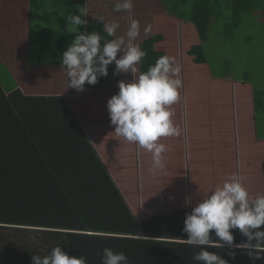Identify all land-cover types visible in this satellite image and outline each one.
I'll use <instances>...</instances> for the list:
<instances>
[{"label":"trees","instance_id":"trees-1","mask_svg":"<svg viewBox=\"0 0 264 264\" xmlns=\"http://www.w3.org/2000/svg\"><path fill=\"white\" fill-rule=\"evenodd\" d=\"M158 1L166 15L193 25L198 44L192 45L187 55L199 65H208L204 45L213 21L227 15L230 28L226 27L221 35L229 39V30L253 13L258 12L264 20V0ZM52 2L43 3L45 18ZM87 3L88 0H60L63 52L75 38L76 28L68 25L65 18L79 15L81 6L87 11ZM32 9L30 15L39 13L36 7ZM84 19L87 21V16ZM78 31L86 32V25ZM40 36H46V32ZM28 39L32 51L40 53L41 46L34 38ZM162 41L163 35L157 34L139 44L147 55L138 64V73L166 55L155 48ZM30 62L34 59L30 58ZM2 70L0 264H32L33 255H46L57 245L70 257H86L87 264H101L98 253L104 248L125 253L128 264H195L191 257L198 249L181 240L187 238L182 227L191 208L138 221L67 100L62 96H26L13 87V81ZM94 86L85 84L84 91L90 93ZM251 89L255 113L262 93ZM261 177L264 193V161ZM230 231L234 245L246 240L239 230ZM207 250L217 252L228 264H264V260L252 261L245 251L227 245Z\"/></svg>","mask_w":264,"mask_h":264},{"label":"rangeland","instance_id":"rangeland-1","mask_svg":"<svg viewBox=\"0 0 264 264\" xmlns=\"http://www.w3.org/2000/svg\"><path fill=\"white\" fill-rule=\"evenodd\" d=\"M21 0V5H17L15 9L14 18V29L17 31L19 42L21 45H26V38H34L36 44L42 43L40 35H43L46 30L47 34L59 43L61 37V20H60V0H53L52 8H50L49 16L47 21L44 17V8L43 3L45 0ZM117 0H88L87 3V24L86 32L91 33L92 31L99 32L103 37L101 44L105 41L115 39L117 37L125 36V33L128 29L130 19H135L140 22V35L137 37L135 43L140 44L143 40L157 34L163 35V41L158 43L155 48L157 50L164 51L167 56L175 58V60L181 66V72L179 78L182 81V87L179 89L180 100L170 106V110L173 112L171 117L173 124L178 126L181 129L179 136L171 137H162L160 141L166 145L168 149L164 156H172L177 159L182 157L186 159V153L188 154L189 149L186 148L190 145V136L191 134L186 131V121L183 118L187 117H196L202 116V119H197V121L205 120L206 125L204 128L197 133L198 141L201 146H204L207 143L208 149L213 151L220 148H226L229 150L230 159H234L235 152L237 153L238 160L240 159L243 162V158H240L244 152V156L249 158L252 156V153L247 151V139L243 135L244 123H248L249 126L255 128V139L261 144L256 146L253 151L259 152L264 157V20L259 18V13L255 12L247 18H244L241 21V24L235 28L230 29L229 39H225L221 33L226 30V27L230 28V22L227 21V15H223L220 21H213L210 26L209 39L208 42L204 45V50L208 59V65H204L203 69L206 71L208 67L210 69L211 79H219L225 81L224 83H216L213 80L206 79L205 73L202 68L197 69L194 66H202L194 64L192 58L187 55V51L192 45L198 44V38L194 30H189V27L192 26L189 23H184L177 19H173L165 14L158 0H133V8L131 12L128 11H114V6ZM25 6L27 10L24 9ZM36 7L39 9V13L35 15V21H33V26H29V32L26 37V29L21 24H23V19L18 20L17 16L22 18L24 14H30L33 10L32 8ZM227 14V13H226ZM51 17V18H50ZM99 17H104V22H118L120 27L117 29L114 36L109 37L105 32H103V22H99ZM52 19V21H50ZM8 28L2 26L3 33L4 30H13L12 25ZM151 25V31L145 35L143 29L145 26ZM189 26V27H188ZM32 28V30H31ZM35 28V29H34ZM193 28V26H192ZM31 32V33H30ZM31 34V35H30ZM17 37V36H16ZM126 38V37H125ZM19 50V49H18ZM53 52H60L59 47H55ZM61 63V59L58 61ZM138 64L136 65V67ZM138 68V67H137ZM3 69V66H0V70ZM108 75L107 77L98 78V83L95 84V88H92L93 91H90L89 101L87 98H84V92H77L71 89V95L76 96V100L71 101L72 106L77 110L84 119L91 123L93 121V116L90 114L96 103L93 98L97 100H105L106 103L109 97V92L111 95H114L118 89L116 87L117 82L121 80H130L139 75V73H125L119 75H113L115 71V64L108 66ZM63 74L62 79H66L67 76ZM221 76L222 78L218 77ZM209 76V75H208ZM209 76V77H210ZM38 78V76L34 77ZM58 77L54 76V79ZM68 79V78H67ZM38 80V79H36ZM246 81L247 83H244ZM44 81H38V83H43ZM60 83L55 81V86L49 87L53 93L57 91H63L66 85L61 88ZM109 86V89H108ZM249 88H256L262 93V102L259 107L258 112H255L253 115V122L250 123L249 119L244 114L243 108H246L245 100L246 96L243 94L244 89L248 90ZM109 90V92H108ZM74 92V93H73ZM80 93V94H79ZM251 96V93H250ZM184 98L187 99V102H183ZM83 99V100H80ZM250 100V99H249ZM77 107V109H76ZM81 108H84L81 111ZM88 112V113H87ZM214 115L223 117L221 125H217L214 119ZM245 117L247 121H245ZM103 121H109L108 112L106 111L105 115H102ZM190 135V136H189ZM119 136H116V143H119ZM252 144V143H251ZM127 147V146H124ZM204 148V147H200ZM130 149V147L128 148ZM142 157L146 156L150 152L145 149H141ZM258 154V153H256ZM209 155L207 156L208 160ZM133 160L136 161V153H133ZM213 159V157H212ZM189 160H192V156L189 155ZM146 165L149 164V160H144ZM251 164V163H250ZM237 163L233 165V174H237L242 178V184L249 192L250 197L255 198L258 194H262V179L260 173H257L259 168V163L251 164V169L247 167H241L238 171ZM207 167V165H205ZM135 168V167H134ZM131 171L130 169H127ZM191 170L189 169V172ZM261 171V170H260ZM178 172V171H177ZM239 172V174H238ZM144 172H135L134 175L138 177ZM205 173H209V168L205 171L203 168L204 177ZM124 179V176L121 172L116 173ZM171 174V172H170ZM222 172L216 171V177L214 181L210 183L209 186L205 187L203 185L198 187H193L192 182H190V198L194 200L191 205L199 201L200 196L208 193L211 189H214L218 185L226 180L221 177ZM224 174V173H223ZM145 176V175H144ZM201 178H198V182ZM131 178L126 182H130ZM179 182V180H178ZM217 182V183H216ZM133 183V182H132ZM140 181L138 180V188L135 189L133 183L134 193L129 195V198L138 202L139 211L144 207L147 208L148 204L145 199L146 196L156 197L159 192L162 194L163 187L160 188L150 187L149 192L146 195V191L139 186ZM155 184V182H154ZM157 185V182L156 184ZM180 188V189H179ZM179 188H173L175 197L180 201L181 206L186 207L185 202L181 201L182 197H186L184 192L182 193V186ZM132 187H130L131 191ZM142 190L143 194L140 196V191ZM184 190V189H183ZM187 190V189H186ZM184 195H182V194ZM139 194V195H138ZM264 194V193H263ZM195 196V197H193ZM148 199V200H149ZM145 201V203H144ZM160 199V204H161ZM170 205V204H168ZM166 206V205H165ZM164 206V207H165ZM140 215V214H139ZM138 215V216H139Z\"/></svg>","mask_w":264,"mask_h":264},{"label":"clouds","instance_id":"clouds-1","mask_svg":"<svg viewBox=\"0 0 264 264\" xmlns=\"http://www.w3.org/2000/svg\"><path fill=\"white\" fill-rule=\"evenodd\" d=\"M133 0H117L114 11L131 12ZM88 16L81 6L79 15L70 14L65 19L68 25H74L75 38L61 56V65L67 76V88L77 92L84 90V85H95L98 78L107 77L108 66L115 64L113 75L137 73L136 67L147 55L138 43L140 22L130 19L125 36L105 41L99 32H80ZM83 17V18H82ZM103 32L107 36L115 35L120 27L118 22L106 23L104 17ZM145 35L151 31V25L143 29ZM126 37V38H125ZM181 66L173 57L160 56L146 71L135 78L117 82L118 91L106 103L110 124L114 133L127 142L135 143L152 154V170L163 169V153L168 149L158 141L162 137L179 136L181 129L173 124V112L170 106L180 100L179 78ZM186 206L191 205V198L185 199ZM264 194L250 197L242 184V178L230 174L222 185L216 186L200 196L190 213L185 214L182 232L187 245L198 249L192 253L195 264H228L217 252L208 248H223L225 245L235 247L247 253L252 261L264 260ZM230 230H239L246 238L234 245V236ZM215 237V239L213 238ZM223 242V243H221ZM101 264H128L123 252H114L104 248ZM232 256L234 253L229 252ZM32 264H87L86 257H70L59 245L53 247L46 255H33Z\"/></svg>","mask_w":264,"mask_h":264},{"label":"crops","instance_id":"crops-1","mask_svg":"<svg viewBox=\"0 0 264 264\" xmlns=\"http://www.w3.org/2000/svg\"><path fill=\"white\" fill-rule=\"evenodd\" d=\"M28 2L29 0L27 1V3ZM18 4L22 6L21 0H0V64H2L3 66L2 72H6L5 75L9 76L14 83L13 87L20 89L26 96H62L67 100L75 115L77 116V119L83 128V131L92 144V147L109 172L112 180L122 194L132 214L138 221H143L160 215H169L173 211L183 208L180 204V201L175 197V194L172 191L173 188H179V186L183 187L182 193L184 192V194H186V197H182L181 201L185 202V199L190 196V182H192L193 187H198L203 184H205V187H208L209 181L211 183L212 181L217 179L216 171L222 172L221 177L223 179L226 177L225 179H227L230 174L234 173L233 171H231V169L233 170L232 167L236 163L238 165V171L243 166L251 169V164L259 163L257 173L261 174V164L264 161V157H260L262 155L261 153L253 151L255 149V143L257 144L256 146H259L258 144H261L255 139L254 127L249 126L248 123H244L243 125L245 128L243 131V135L247 139L246 150L251 152L252 156L247 158L244 156L243 152L240 157L243 158V162H241L240 159L238 160L236 152L234 155V159H230L232 153H230L229 155V150L226 148H220L213 151L211 149H208L207 143L204 146H201L198 141L197 133L204 128L206 122L204 119L200 121H197V119H202V116H197L198 118H196L195 116L183 118L186 121V131L191 134V136L189 135L190 145L188 147L186 145V148L189 149L188 154L186 153V159L184 160V158L182 159V157L175 159L172 156L163 155L162 163L164 164V168L162 170L156 169L155 171H153L151 153L146 155L148 157L147 159L145 158V155L142 157V151L140 150L141 147H139L135 143L127 142L122 137L119 138V143H116L115 138L117 135L114 133V127L110 124V120H107L105 122L101 118L102 115H105L107 111V109H104L106 102L105 100H97L93 98L96 105L94 109L90 111V114H92L93 116V121L91 123H88V121L84 119L83 115H81L77 110L74 109V105L72 106L73 103L71 104V101H73L74 99L76 100L77 98H75L76 96L71 95V88H67V78L65 80L62 79L63 74H65V69L63 65H61V63L59 64L58 62L61 59L63 53L61 42L62 37H60L59 43H57L47 34L46 31H44L46 32L47 37L43 36L41 38L42 43H39V45L41 46V52L38 53L36 51H32L31 43L29 42L27 35L29 32V26H33L35 16L33 13L31 15L24 14V16H22V18L20 19L17 16V19H23V24H21V26L24 25L27 31L26 45H21L20 43H18L20 41L18 38L19 35H17L18 33L16 29H14V22L16 20V18H14V14ZM24 9L27 10V7L25 6ZM49 16L51 15L48 14V16L45 18V21H47V18ZM50 21H52V19H50ZM8 22L12 25L13 30L7 29L4 30L3 33L2 26L8 28L10 26ZM192 26H188L189 30L192 29V31L194 30L195 32V29L194 27L192 28ZM55 47H59L60 52H53L52 50ZM30 58L34 59V62L36 63L30 62ZM201 65L202 66L194 67L197 69L202 68L201 71L205 73L206 79L213 80L216 83L225 82L217 78L211 79L210 69L207 67L205 71L203 69V66L205 64ZM36 76H38V78H34ZM54 76L58 78L54 79ZM38 81L44 82L38 83ZM55 81L62 84V89L66 85L65 89H63V91H57L56 93H53L52 90L49 89V87L55 86ZM72 90L76 91L75 89ZM83 92L84 98H87V101H89L90 95L86 94L84 90ZM243 92V94L246 96L245 104L247 105L245 109L243 108V111L246 117L249 119V122L252 123L254 116L252 89H244ZM108 94L109 97L112 96L110 92ZM183 102H187V99L184 98V100H182V103ZM83 110L84 108H81V111ZM246 117L244 119L245 121H247ZM214 119L217 125H221L223 117L214 115ZM158 142L163 143L160 140ZM129 147L130 149H128ZM134 151L136 153V161L132 159ZM189 155L192 156L191 161L189 160ZM208 155L209 157L207 160ZM144 160H149V164L146 165L144 163ZM205 165H207V167ZM203 168H205V171L207 170V168H209L208 178L207 173H205L204 177L202 176ZM127 169H130L131 171ZM189 169L191 170L190 172ZM144 171L145 174L142 173L139 177L137 175H134L135 172L139 173ZM119 172L127 174L126 176H124V179L123 177L121 178L119 174H116ZM130 178L131 181L126 182ZM198 178H201L199 182ZM138 180L141 183L139 184V186L144 189V191H146V195L150 193V187L157 186L158 188H160L161 186L163 187L164 191L162 194L158 192L156 197L154 198L150 197L149 199L146 196L145 201L148 206L147 208L144 207L141 211H139L138 202L129 198V195L134 193V191H132L133 183L135 185V189L138 188ZM154 182L155 184L157 182V185H155ZM130 187H132L131 191ZM141 194H143L142 190L140 191V196H142ZM160 199L162 201L161 204ZM193 201L194 200H191V203H193ZM192 206L193 205H190L184 208H191Z\"/></svg>","mask_w":264,"mask_h":264}]
</instances>
